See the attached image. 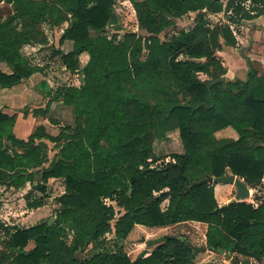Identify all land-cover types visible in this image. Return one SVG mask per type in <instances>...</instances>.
I'll use <instances>...</instances> for the list:
<instances>
[{"label": "trees", "instance_id": "16d2710c", "mask_svg": "<svg viewBox=\"0 0 264 264\" xmlns=\"http://www.w3.org/2000/svg\"><path fill=\"white\" fill-rule=\"evenodd\" d=\"M131 1L144 33L108 35L109 25L119 29L115 0H3L11 10L0 19V63L8 68L0 67V89L43 71L21 48L47 44L43 24L55 27L66 20L59 42L71 41V49L55 54L68 71L80 74L81 83L58 86L44 109L32 111L44 114L52 100L70 106L73 124L61 126L57 135L38 126L27 139L17 138L16 116L0 109V185L18 188L30 182L42 196L27 202L29 207L42 205L49 178H61L64 185L51 221L19 230L0 222L10 251L0 254V264H197L191 246L171 235L133 260L121 251L99 250L110 230L123 239L136 224L151 228L186 221L207 225L209 250L231 248L264 264V201L219 206L213 186L197 183L226 170L250 187L264 178V70L252 66L248 80L229 79L210 90L203 83L226 73L217 51L222 44L237 47L230 24L264 12V0H250L248 8L243 0ZM189 13L188 28L161 39L164 29ZM210 13H224L228 22L211 26ZM84 52L88 60L80 66ZM226 127L236 139L216 136ZM173 130L183 151L156 164L153 142ZM42 139L53 142L57 152L35 182L32 170L48 161ZM106 199L123 211L113 223L114 206ZM90 246L93 253L85 256Z\"/></svg>", "mask_w": 264, "mask_h": 264}, {"label": "rangeland", "instance_id": "374dc122", "mask_svg": "<svg viewBox=\"0 0 264 264\" xmlns=\"http://www.w3.org/2000/svg\"><path fill=\"white\" fill-rule=\"evenodd\" d=\"M124 0H115L114 7L118 11V20L117 24L119 26V29H114V25H109L108 27V35H111V33L118 30V33H123L125 31H132L136 33H143L142 30L138 28L136 16L134 13V9L130 3H124ZM226 0H224L225 2ZM9 7L3 3L0 2V19L4 18V15L8 13ZM192 15H185L184 17L180 18L179 20L176 19V23L174 26L168 27L164 29V31L160 34L161 39H168L173 33L177 32L179 28H188L192 24ZM208 20L211 24V26L218 23V21L226 22L224 13L219 14H208ZM244 21L241 22V24H233V28L235 31V35H238L241 25ZM46 23L43 24V27H47ZM242 36V34H241ZM56 35H54L52 38H54ZM243 37L246 38V36L243 34ZM119 37H116L115 41L118 40ZM243 38V39H244ZM52 40V39H51ZM71 42V41H70ZM243 44H245V40L242 41ZM59 44V43H58ZM72 42L66 43L65 48L71 49ZM241 48V47H239ZM245 51V50H244ZM23 55L32 63L38 64L42 61L44 63H47L46 70V78H49L52 83L53 87L52 89H49L46 91V94H49L52 96L54 93L53 91L56 90V88L59 85H66L75 83L77 84L76 77L71 75L72 73L70 71L66 72V74H57V69L54 67V65L62 66V63L60 61V56L55 55V49L49 46H44L40 48L39 50H21ZM245 54V53H244ZM80 57V56H79ZM88 57V56H87ZM85 57H80V63L83 64V60H85ZM131 59V58H130ZM132 60V59H131ZM0 67L4 71H8V68L4 65V63H0ZM198 78L200 79H206L207 75L205 73H198ZM33 99V100H32ZM51 100V99H50ZM49 100V101H50ZM54 101V104H56L53 109L49 110L47 112V118L49 119V131L50 133H56L57 131H53L55 128H59V125H67V124H73V115H72V108L68 105L62 104L60 101L52 100ZM51 101V102H52ZM26 103V104H24ZM18 102L15 104L18 105L19 111H25L30 112L29 108H34L39 105H41V102H39V99H36L35 97H32V94L30 93V97H27L25 102ZM21 120V119H20ZM57 123H53L54 121ZM33 130V129H32ZM234 131V130H233ZM219 136V135H217ZM49 144V156H52L54 150L52 146V143ZM153 150L154 154L159 157V160L156 162V164H159L161 160L169 161L171 160L169 155L174 152H182L183 147L178 135V132L175 130L169 134L168 138H157L153 142ZM50 186V196L53 198L55 195L59 194L62 189V182L56 180V181H49ZM262 185H264L261 182ZM260 185V184H259ZM248 186V185H246ZM257 187V186H256ZM1 188V187H0ZM22 190L24 192H22ZM21 191L19 190L17 193L12 192V190L5 189L0 190V198H2L1 206H0V222H3V224H17L19 227L23 226H29L32 225L39 220L45 219L48 221H51L54 215V208L56 205H53L50 202V200H45V206L41 209V211L37 212H31L32 208L26 207V201L24 198L25 192L28 190L27 185L24 189ZM19 192H22L20 195ZM38 193L34 192L33 195H36ZM264 194V189L259 188L255 192L252 197L254 198L255 204H260L264 201L262 199V196ZM107 204H112L114 206L115 210V216L112 220V223L114 220L123 212L121 208H119L115 202H112L108 199L105 200ZM254 202L252 204L254 205ZM13 204L15 207V212L10 213V204ZM167 200H164L162 205H166ZM251 203V202H249ZM34 210V209H33ZM21 212V213H20ZM207 225H203L200 223H179L172 225L168 228H156V229H149L144 226H138L132 229L128 235L123 239H118L115 237L112 230L105 233V235L101 239V243H98L99 250L101 252H107V253H114V252H124L130 259H135L136 257H139L140 254L148 248V253L159 243L156 244H146V241L149 239L158 238L162 235H171V236H182L185 237V242H187L191 248L193 249V259L197 264H234L233 260L241 261L242 264L248 258H245L240 255H236L232 252L231 248H227L226 250H223L225 254L217 253L214 251H204L201 250L203 246H206L205 241V230ZM7 239V234L3 231V229L0 227V254L6 255L10 254V251L7 250L4 246V242ZM67 240H69V235H67ZM197 248V249H196ZM93 253V249H91V246L87 249L85 252V256H91ZM228 255H231V258L228 257ZM253 264H258L257 262L252 261Z\"/></svg>", "mask_w": 264, "mask_h": 264}, {"label": "crops", "instance_id": "0c3cea01", "mask_svg": "<svg viewBox=\"0 0 264 264\" xmlns=\"http://www.w3.org/2000/svg\"><path fill=\"white\" fill-rule=\"evenodd\" d=\"M0 2H3V1H0ZM123 2L124 3H130L132 5L131 0H124ZM223 2H224V0H223ZM243 4L246 6V8H248L250 5H252L250 0H243ZM6 5L9 7V11H8V13H9L11 10V5L10 4H6ZM132 7H133V5H132ZM115 12L118 16V11L116 10V8H115ZM8 13H6L4 15V17ZM134 13H135V11H134ZM186 15H192L191 18H192V22H193V13H189ZM184 16H182V17H184ZM182 17H180V18H182ZM180 18H177V19L179 20ZM225 20H226V22H228L226 18H225ZM218 22H221V21H218ZM239 24H241V23H238L237 25H239ZM46 25H48V26L45 28L43 27V30H44V33H45L47 39H48V43L45 45L39 44V43L25 44L21 48L22 51L23 50H39L40 48H42L44 46L52 47L55 49V51H62L64 53L70 50V48H68V47L65 48L66 43L67 42L71 43L70 41H64L62 44L59 42L61 34L63 33L64 29L68 26V21L66 20L63 23H61L59 26H55V27H50L49 24H46ZM230 26L234 31L233 23L230 24ZM239 32H241L242 36L240 33H238V35H235L236 39H237V47H232L229 45L222 44L221 49L217 51V56L220 58L223 66L226 68V73L224 74V77L227 80L234 79L235 77L240 78V79L246 78L247 66L245 64L244 59L242 58V56H240V54L238 52L239 47L249 46V49L244 51L245 55L249 58L252 66L255 69H257L260 73H262L264 70V12H262L261 14H259L258 16L254 17L250 20H244L243 24L241 25ZM143 33H144V31H143ZM234 34H235V31H234ZM243 34L246 36V38L243 37ZM54 35H56V37L53 40L52 37ZM243 40H245V42H246L245 44L242 43ZM249 41L251 42V44H249ZM58 55L59 54H55L54 58ZM79 56L80 57H85V56L87 57L88 54L84 52V53H81ZM84 59L85 60H83L82 65H81L80 60H79L80 66H84L87 63L88 57L84 58ZM36 65L42 67L43 71L34 73L28 79L24 80L23 82H21L17 85H14L13 87L0 89V109L5 113H8L10 115L14 114L16 116L13 127H12V131H13L14 135L20 139H27V137L30 135V133H32L36 129V127H38V126H43L44 130L50 135H57L60 131L61 126H63L60 124L59 128L53 129V131H57L59 129L58 132H56V133H50V131H49V126H48L49 119L47 118L46 115L50 109L52 110L53 107L56 106V104H54V101H52L50 103L48 109H46V112H44V114H33L32 113L33 109H38V108L44 109L45 108L46 103L49 102V100L51 99V96L49 94H46V91L49 89H52V87H53L52 81L49 78H46L45 68L47 67V63H44L42 61L41 63H38ZM54 67L58 70L57 74H66V72H68V70L64 67L63 64H62V66L54 65ZM71 73H72L71 75L76 77L77 84L71 83V84H66V85L79 86L81 83L80 74L78 72H71ZM30 93L32 94V97L39 99V102H41V105L34 107V108H29L30 112L19 111L17 109L18 105L15 104V102L16 103H18V102L24 103L26 98L30 97ZM24 104H26V103H24ZM173 131H175V130H173ZM173 131H170L167 134L166 138H168L169 134ZM217 135H219V136H217ZM216 136L218 138L224 137V138L236 139L237 133L235 131H233V129L231 127H226L224 129H221L218 132H216ZM42 141H44L49 148L48 143L50 141H48L47 139H42ZM50 143H52V146H55L53 142H50ZM53 148L55 149V147H53ZM49 151H50V148H49ZM49 151H48V161L45 162L42 166L37 167V168L32 170L34 172L35 182H40L41 174H42L41 173L42 168L48 167L50 165L51 161L54 158V155L57 152V149L54 150L52 156H49ZM225 173L232 174L228 170H226ZM234 177H238V176L234 175ZM238 178L240 180L244 181L242 178H240V177H238ZM56 180L62 182L63 189L59 194L55 195L52 198L50 196V186L48 183H49V181L53 182ZM262 183L264 184V178L262 179ZM26 185H27L28 190L25 192L24 198H21V199L22 200L25 199L26 207L32 208L31 209L32 213L37 212V211L38 212L41 211V209L45 206V200H47V199L50 201H52V199H53V201H55V202H50L53 205H56V207L54 208V212H55V210L59 206V204L56 201V197L61 195L64 192V185H63V181L61 178L51 177L47 180V182H46V186H47L46 196L41 198V201L43 203H42V205H40L38 207H29L27 205V202H31L35 198L42 196V193L39 190L34 189L30 182H26L23 186L18 187V188H15L13 186L0 185V187H1L0 190L2 191L5 189H9V190H12L11 193L13 191L17 193L19 190L21 191L22 189H24L26 187ZM211 185L213 186L214 196H215V199H216L219 206L227 204L232 199H235V201H245V202H251L252 203V202H254L253 201L254 198L252 197V195H254L255 192L257 190H259V188L264 189V185H262V184L258 185L257 187H250L248 185L247 186L248 191H249L248 196L243 198V199H240V198L237 199L236 198L237 188L233 182L232 183L218 182V183H213ZM22 192H24V191L22 190ZM22 192H19V194L21 195ZM34 192H36L38 194L33 195ZM262 199H264V194L262 196ZM1 201H2V198H0V206H1ZM254 206H257V204H255V202H254ZM9 208H10V213L15 212V207L13 206L12 203L10 204ZM53 218H54V215H53ZM42 220H44V219H42ZM186 222H188V223H190V222L191 223H200V224L206 225L205 223H201V222H197V221H186ZM182 223H185V222H182ZM177 224H179V223H177ZM173 225H175V224H173ZM138 226H142V225L136 224L132 229H134L135 227H138ZM170 226H172V225H170ZM170 226L151 227V228L147 227V228H149V229L168 228ZM144 227H146V226H144ZM205 232H206V230H205ZM204 251L206 252V251H211V250H209L207 248L206 250H203V252ZM214 252L219 253L218 251H214ZM149 253L147 252L144 256L148 255ZM248 260H249L248 264H253L252 261L257 262L258 264H261L263 261V260L257 261L256 259H254L252 257H249Z\"/></svg>", "mask_w": 264, "mask_h": 264}, {"label": "water", "instance_id": "95a60500", "mask_svg": "<svg viewBox=\"0 0 264 264\" xmlns=\"http://www.w3.org/2000/svg\"><path fill=\"white\" fill-rule=\"evenodd\" d=\"M3 1V0H0ZM249 44H251V42L249 41ZM249 46H243L241 48H239V54L240 56H242V58L245 61V64L247 66V72H246V78L245 79H240L235 77L234 79H230L233 80L234 82H236L237 80H243L246 81L249 78V73L252 71V65L250 63L249 58L244 54V50H248ZM227 79L224 76L218 77V78H212L208 81H203V83L206 85L207 89L210 90V87L215 84V83H219V82H225ZM8 144L10 145L11 143L8 142ZM218 182H222V183H234L236 188H237V194H236V198L237 199H243L245 197L248 196L249 191L248 188L246 186V183L242 180H240L238 177H234L233 174H229V173H225L222 176L219 177H212L210 175H206L204 178H202L201 180H199L197 183H208V184H213V183H218ZM162 193V192H161ZM160 193V194H161ZM158 195V194H157ZM235 201V199H232L229 202H233ZM228 202V203H229ZM4 227L10 230H14V229H21V227L17 226V224H4ZM176 238L184 241L185 237L182 236H176ZM165 239V235H162L158 238H154V239H149L146 241V244H156L159 243L161 241H163ZM197 249V248H196ZM201 250H206L207 246H203L202 248H200ZM219 253L225 254L224 251L222 249H218L217 250ZM148 252V248H146L145 250H143V252L140 254V257H143L146 253ZM229 258H231V255H228ZM232 259V258H231ZM234 264H242L241 261L238 260H233ZM249 260H246L245 262H243V264H248Z\"/></svg>", "mask_w": 264, "mask_h": 264}]
</instances>
